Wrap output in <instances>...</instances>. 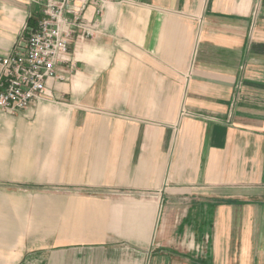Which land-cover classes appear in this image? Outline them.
Wrapping results in <instances>:
<instances>
[{"label": "crops", "instance_id": "crops-1", "mask_svg": "<svg viewBox=\"0 0 264 264\" xmlns=\"http://www.w3.org/2000/svg\"><path fill=\"white\" fill-rule=\"evenodd\" d=\"M39 15L0 0V57ZM84 15L46 99L0 109V264H264V0Z\"/></svg>", "mask_w": 264, "mask_h": 264}, {"label": "built area", "instance_id": "built-area-1", "mask_svg": "<svg viewBox=\"0 0 264 264\" xmlns=\"http://www.w3.org/2000/svg\"><path fill=\"white\" fill-rule=\"evenodd\" d=\"M39 7L34 27L27 25L23 46L15 44L0 57V109L13 114L46 99L49 80L62 78L57 66L71 63L68 44L88 37V4L100 12L107 0H31Z\"/></svg>", "mask_w": 264, "mask_h": 264}, {"label": "rangeland", "instance_id": "rangeland-1", "mask_svg": "<svg viewBox=\"0 0 264 264\" xmlns=\"http://www.w3.org/2000/svg\"><path fill=\"white\" fill-rule=\"evenodd\" d=\"M7 185H5L4 183L0 182V187H6ZM35 207H38V200L39 197L38 195H35ZM26 198V197H24ZM32 198V196L29 197V199ZM52 203H54L53 201V197H52ZM25 206L24 202L21 203L20 202V209L23 208ZM166 214V220H167V226H166V232H167V239H168V246L167 248H164V253L165 251H169L171 250L170 246L172 245V242L170 241L172 237H175L174 233L172 232V226L171 224H173V221H174V213H171V212H167L165 213ZM26 215V216H25ZM19 216H20V221H23V219L25 220H28L29 223H31L32 225L35 223V227H33V230L35 231V234L38 235L39 233L38 232H41L42 233V229H41V222H38L36 219H34L35 216H33V212L32 211H28V212H23V211H19ZM25 216V217H24ZM50 216H51V234H52V237H53V234H56L57 235V232L59 231V225L60 223H70V218H66V216L63 214V212H58V211H51L50 213ZM161 218H163V215H161ZM35 228V229H34ZM29 230H32V226H29L28 227ZM174 246H176V243L173 244ZM166 249V250H165ZM185 251V250H183ZM186 252V251H185ZM184 252V253H185ZM167 256V254H166Z\"/></svg>", "mask_w": 264, "mask_h": 264}, {"label": "trees", "instance_id": "trees-1", "mask_svg": "<svg viewBox=\"0 0 264 264\" xmlns=\"http://www.w3.org/2000/svg\"><path fill=\"white\" fill-rule=\"evenodd\" d=\"M36 23V22H35ZM35 23L34 22H30L28 23V26L31 28V27H34L35 26Z\"/></svg>", "mask_w": 264, "mask_h": 264}]
</instances>
